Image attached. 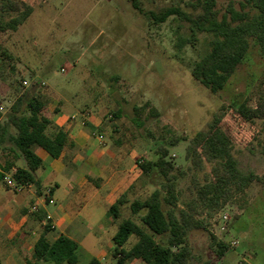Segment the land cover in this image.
Returning <instances> with one entry per match:
<instances>
[{"label": "rangeland", "instance_id": "obj_1", "mask_svg": "<svg viewBox=\"0 0 264 264\" xmlns=\"http://www.w3.org/2000/svg\"><path fill=\"white\" fill-rule=\"evenodd\" d=\"M137 1L140 9L134 7L133 0H0V26L21 16L28 7L32 9L16 30L0 27L1 48L10 49L8 42L12 45L10 55L0 52V122L7 123L19 96L34 93L46 103L61 100V95L78 98L81 110L103 115L115 145L124 147L125 164L133 170L136 166L139 172L141 163L157 158L162 143L173 136L185 138L169 148L167 160L177 167L173 171L176 210L186 208L202 224L188 233L193 263L264 264V51L249 37L250 47L243 60L224 88L212 92L192 75L194 63L210 50L216 37L204 27L197 29L192 21L204 13L206 0ZM214 1L218 20L224 16L230 19L228 8L242 11L243 4L250 15L258 13L246 0ZM173 7L184 15H170L163 22L155 19ZM180 35L190 39L179 52ZM42 38L68 41V49L51 54L55 58L51 75L22 73L18 68L24 61L18 54L19 41ZM192 38L194 44L189 43ZM53 45L59 47V43ZM31 54L40 59L45 53L37 50ZM65 60L72 68L62 70ZM50 85L63 90L49 94ZM241 104L258 108L257 117L247 120L241 116L237 111ZM136 107L145 109L138 112ZM215 115L223 116L221 137L212 143L217 159L206 153L202 166L196 168L186 158V147L193 136L208 128ZM7 130V134L16 133L13 126ZM3 146L6 150L12 144L5 139L0 143ZM234 161L244 171H255L261 180L245 191H239L236 181L230 180L220 186L216 201L201 198L199 192L212 181L214 167ZM138 179L119 221L131 218L142 224L140 216L145 211L134 215L130 203L146 199L162 185L158 174ZM143 180L151 185H142ZM155 238L166 242L167 235ZM135 241L132 235L126 246ZM219 241L227 245L222 257L217 255ZM84 259L85 255L79 254V260ZM104 262L116 264L111 255Z\"/></svg>", "mask_w": 264, "mask_h": 264}, {"label": "trees", "instance_id": "obj_2", "mask_svg": "<svg viewBox=\"0 0 264 264\" xmlns=\"http://www.w3.org/2000/svg\"><path fill=\"white\" fill-rule=\"evenodd\" d=\"M214 3V0H206L204 13L198 20L191 19L197 29L204 27L216 36L211 42L210 50L194 63L192 75L210 91L217 92L224 88L228 78L247 54L250 47L249 37H253L264 51V0H246L247 4L257 9L258 13L254 15L245 11L246 4H243L242 11L229 7L230 19L224 16L221 20L215 16ZM133 5L140 9L137 0H133ZM31 12V7H28L21 16L12 18L4 24L1 22L0 27L16 30ZM174 14L184 15L179 8L173 7L155 16V19L163 22ZM234 22L237 24L234 25ZM192 32H195L194 27ZM188 39L190 38L178 36L176 50L180 52L188 44ZM193 42L192 38L189 43L194 44ZM0 52L6 53L1 46ZM135 109L141 112L145 108L136 107ZM237 111L247 120L257 117L259 112L258 108H251L246 104L239 105ZM222 120L223 116L215 115L205 131L198 132L190 139L186 147V158L196 168L202 166L206 153L217 159L215 156L217 148L212 143L214 139L221 137L219 126ZM136 122L141 124L137 119ZM8 126H13L16 133L7 134ZM5 139L20 152L27 163L26 168L19 167L13 173L15 180L23 185L35 183L39 189L40 182L35 176V171L42 165V159L35 153L34 146H40L53 158H59L67 142V134L63 129L53 126L47 114L46 102L33 93L28 96H19L11 107L7 123L0 122V143H3ZM181 140L185 138L173 136L168 142L160 145L156 159L140 164L141 170L148 177L158 174L162 179V185L155 188L145 200H135L131 203L130 207L134 215L141 210L145 212L140 216L142 224L134 219H126L121 222L113 236L111 256L116 260V264H127L135 259L141 260L144 264H194L192 249L188 244V233L202 224L196 222L186 208L176 210L178 194L173 171L177 167L167 160L169 148L176 146ZM3 178L4 174L0 173V180ZM230 180L236 181L239 191H245L252 182L260 181L261 178L251 169L242 170L236 161L228 166H216L212 181L201 188L200 197H211L210 200L216 201V193L219 192L220 186ZM109 211L114 217L118 216L119 205L113 204ZM49 230L51 226L47 223L34 246L32 258L27 259V264H36L38 261L76 264L78 243L65 235H60L51 242L47 238ZM132 235L137 240L130 247H126ZM156 235H167L166 242L158 241L155 238ZM217 246V255L222 257L227 250V245L219 241ZM89 264L102 263L92 257Z\"/></svg>", "mask_w": 264, "mask_h": 264}, {"label": "crops", "instance_id": "obj_3", "mask_svg": "<svg viewBox=\"0 0 264 264\" xmlns=\"http://www.w3.org/2000/svg\"><path fill=\"white\" fill-rule=\"evenodd\" d=\"M57 43L59 47L53 45ZM68 43L57 38L19 41L18 54L24 60L18 64L19 71L51 75L55 62L51 54L57 50L65 51ZM8 47L10 49L3 48L5 55L12 52L10 42ZM37 50L45 53L40 59L31 54ZM62 67L64 70L72 68L67 60ZM62 88L50 85L48 93L58 94ZM60 99L46 103L47 114L53 126L66 132L67 142L59 158L34 146L35 153L42 159V165L35 171L40 188L31 183L15 192L3 179L0 180V264H27L47 223L51 226L47 233L49 241L65 235L78 243L76 264H89L92 257L106 264L104 260L113 248V236L122 221L131 219L119 221L122 208L130 202L138 178L148 177L136 166V170L127 167L124 147L115 145L111 129L101 113L81 110L78 98L61 95ZM4 149V146L0 147V173L13 174L17 168L27 167L16 148ZM146 182L143 180L141 184L147 186ZM147 184L151 185L150 182ZM113 204L119 205L116 217L109 211ZM33 205L37 206V211L31 212ZM79 254L85 255L83 262L79 260ZM36 264L55 263L38 261Z\"/></svg>", "mask_w": 264, "mask_h": 264}, {"label": "built area", "instance_id": "obj_4", "mask_svg": "<svg viewBox=\"0 0 264 264\" xmlns=\"http://www.w3.org/2000/svg\"><path fill=\"white\" fill-rule=\"evenodd\" d=\"M62 70H64V69H62ZM1 110H2V107H0V120H1ZM3 181L5 182V184L7 185V187L9 189H11L15 192H20L25 187V185L20 184L15 180L13 174H5ZM29 211H31V212L37 211V206L36 205L31 206ZM224 219L226 220L227 216H224ZM221 229L224 230L225 227L222 226ZM232 244L237 245L238 242H232Z\"/></svg>", "mask_w": 264, "mask_h": 264}]
</instances>
